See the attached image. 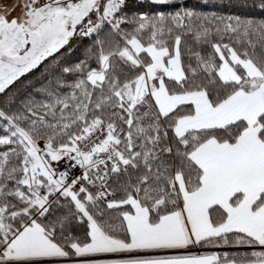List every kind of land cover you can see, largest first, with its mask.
<instances>
[{"label":"snow or ice","instance_id":"1","mask_svg":"<svg viewBox=\"0 0 264 264\" xmlns=\"http://www.w3.org/2000/svg\"><path fill=\"white\" fill-rule=\"evenodd\" d=\"M178 2L0 0V264H264V0Z\"/></svg>","mask_w":264,"mask_h":264},{"label":"trees","instance_id":"2","mask_svg":"<svg viewBox=\"0 0 264 264\" xmlns=\"http://www.w3.org/2000/svg\"><path fill=\"white\" fill-rule=\"evenodd\" d=\"M182 4L184 6H192L194 4H199V6L202 8V10L209 11V10H218V11H239L238 9H230L228 7H221V3L223 2L224 4L227 3V0H208L207 4L200 3V0H181ZM181 2L174 3L171 7L167 8H156L152 7V11H158V10H163V11H175L176 8L181 6ZM215 6V7H214ZM139 10H149V7L147 5H143L139 7ZM237 251L238 249H219L217 248V251ZM243 250V249H240Z\"/></svg>","mask_w":264,"mask_h":264},{"label":"crops","instance_id":"3","mask_svg":"<svg viewBox=\"0 0 264 264\" xmlns=\"http://www.w3.org/2000/svg\"><path fill=\"white\" fill-rule=\"evenodd\" d=\"M190 252L192 253H198V254H203L205 252H210V251H217V248H191L189 249ZM100 258H114V257H110V256H104V257H100Z\"/></svg>","mask_w":264,"mask_h":264},{"label":"rangeland","instance_id":"4","mask_svg":"<svg viewBox=\"0 0 264 264\" xmlns=\"http://www.w3.org/2000/svg\"><path fill=\"white\" fill-rule=\"evenodd\" d=\"M3 2H6V3H11L12 0H3Z\"/></svg>","mask_w":264,"mask_h":264}]
</instances>
